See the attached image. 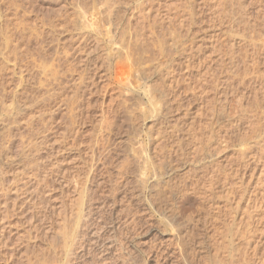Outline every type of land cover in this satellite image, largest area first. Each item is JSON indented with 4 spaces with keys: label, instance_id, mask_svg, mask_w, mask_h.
<instances>
[{
    "label": "rangeland",
    "instance_id": "rangeland-1",
    "mask_svg": "<svg viewBox=\"0 0 264 264\" xmlns=\"http://www.w3.org/2000/svg\"><path fill=\"white\" fill-rule=\"evenodd\" d=\"M121 1L124 18L134 15L131 21L112 15L105 0H0V264H186L180 249L182 230L178 232L176 224L184 225L194 241L187 263L213 264V248L219 244L228 249L229 240L238 237L237 228L243 226L236 225L247 203L255 210L254 224L259 227L248 239L264 252V151L255 161L250 156L257 151L253 148L250 162L239 154L244 136L250 147L264 134V89L253 90L250 83L231 90L220 83L214 92L210 77L217 59L228 54V42H239L250 54L258 50L262 0L244 1L250 23L256 24L252 32H245L241 23L242 27L232 26L230 19L214 18L219 3L231 0ZM92 4L97 14H108V24L104 16L96 18ZM82 6H87L84 13ZM192 9L194 20L188 15ZM96 20L103 30L89 24ZM126 23L132 25V35L138 29L139 35L163 38L178 51L169 55L155 51L157 58L151 59L156 61L149 58L140 65L149 66L147 73L136 75L134 67L112 52ZM90 32L96 36L89 38ZM259 71L264 74L262 62ZM165 90L168 105L162 106L159 92ZM255 91L260 92L257 103ZM221 103L233 110L229 112L235 121L228 122L218 111L213 118V107L222 109ZM241 109L250 114L242 123L237 120L243 116ZM252 115L261 121V136L254 131L256 117L249 121ZM206 127H212V138ZM141 149L155 164L165 161L161 162L165 169L158 165L163 171L159 182H171L175 188L192 185L202 172H209L207 167L222 168L224 174L215 170L220 180L213 205L222 209L228 202L235 205L226 201L225 191L232 197L231 188L236 195L246 192L233 234L229 236L217 220V226H203L205 210L210 209L201 193L198 202L191 194L190 203L181 199L164 213L169 208L161 207L148 190L145 193L146 182L139 174L145 167ZM98 206L93 218L89 211ZM188 218L198 226L185 228Z\"/></svg>",
    "mask_w": 264,
    "mask_h": 264
},
{
    "label": "bare ground",
    "instance_id": "bare-ground-1",
    "mask_svg": "<svg viewBox=\"0 0 264 264\" xmlns=\"http://www.w3.org/2000/svg\"><path fill=\"white\" fill-rule=\"evenodd\" d=\"M244 1L245 0H231L229 3H227L226 5L225 4H220L219 3V6L218 7V12L215 11V15H214V18L216 20H220L223 18H226L227 20L230 19L231 22H233V25L236 24V25H240L243 24V30L245 32L247 31H250L252 32L254 29V26L256 25H253V23L251 24L250 23V18L248 16V13L246 11V5L244 4ZM255 1V0H254ZM92 2V1H91ZM106 4L104 5L105 8L107 9H110V12L112 13V15L114 16H122L124 18L125 16V13H126V9L123 8V2L121 0H105ZM225 2V1H224ZM262 2V7L260 9H262V20H261V24L260 26L261 27V32H260V36L261 37V44H260V47H258V50L256 49V51L251 50L252 53L250 54V51L248 52V50H246L251 56V59L249 61V63L247 62V59L246 57H248V54L246 53V51L244 50L243 46H240L238 44H240L239 42H228L227 46L229 48L228 51H226V53L229 54H226L228 57H225L226 55H223L222 57L220 56L219 59H217V62L214 64L213 66V70H211L212 72V76H210L213 80V91L217 92V88L218 86L220 87V83L223 84V86L228 89L230 88L231 90L234 88V87H238V86H244V85H251L254 84V89L255 90V87L258 88V91H262L264 89V74H262V71H259V65L262 63H264V0L261 1ZM94 3V2H93ZM95 4V3H94ZM96 5V4H95ZM95 5L92 4V7L90 8V10H92L93 14L96 16V18H101V17H105V20L104 22L106 24L109 23V16L108 14L105 12V11H101L100 14H97L98 11V8L97 6L95 7ZM222 5V6H221ZM228 6V8H227ZM89 7V6H88ZM87 8V6H86ZM84 6H82V8H80V12L81 13H84L85 9H86ZM189 9V8H188ZM142 11H145V9L143 8ZM188 15L190 16L189 18L191 20H194V16H195V12L192 10H190V12H188ZM134 15H131L130 17H128V15L124 18L128 21H131V19L133 18ZM171 17V20L173 21V18L172 16ZM129 18V19H128ZM249 18V19H248ZM98 21L96 20V22H89V24L93 27V28H96L98 27L100 30H103L104 29V26L103 27H100L99 25H102V23H97ZM96 23V24H95ZM228 23V22H227ZM230 23V22H229ZM258 25V24H257ZM231 26V27H232ZM241 26V25H240ZM237 27V26H236ZM239 27V26H238ZM242 27V26H241ZM131 28H132V25L129 24V23H126V24H123V27L121 28V39H120V43H119V46L115 49V50H109V51H112V52H115L117 53V56L120 60H123L125 62L128 63V65H130L129 67H134V70L137 72L136 75L138 76H142L143 74L147 73V71L149 70L147 66L143 67V66H140L142 64V62H146L145 60L147 59H151L153 56L155 57V55H153L156 52H158L159 54H163L165 53L166 55H169L171 51H174V50H177V47H175L174 45H169L167 43V41H165L163 38L161 39V41H158V40H152V39H149V38H146L143 34L139 35L140 34V31L138 29L135 30V33L134 35H132L131 33H129L131 31ZM240 28V27H239ZM260 28V27H259ZM232 29V28H231ZM234 29V28H233ZM232 29V30H233ZM234 31V30H233ZM232 31V32H233ZM231 32V31H230ZM89 34V33H88ZM246 34V33H245ZM139 35V36H138ZM92 36H96V33H92L90 32L89 34V38L92 37ZM179 36V35H178ZM87 37V38H88ZM232 37V36H231ZM180 39V38H178ZM235 39V38H233ZM232 40V39H230ZM236 41V40H235ZM238 41V40H237ZM177 43L180 42V41H176ZM175 47V48H174ZM180 47V46H179ZM182 47V46H181ZM180 47V49H181ZM185 48V47H184ZM243 48V49H242ZM178 51V50H177ZM261 52H263V57L261 56ZM108 52H106L104 55H106ZM158 54V55H159ZM194 54V53H193ZM153 55V56H152ZM157 56V55H156ZM103 57V55H102ZM104 58V57H103ZM117 58V57H116ZM157 58V57H155ZM260 60H259V59ZM152 62L155 60V59H151ZM249 60V59H248ZM156 61V60H155ZM122 62V61H121ZM123 62V63H125ZM185 63V62H184ZM149 64V63H148ZM262 66V65H261ZM151 67V66H150ZM153 67V66H152ZM170 67V66H169ZM172 67V66H171ZM163 70V69H162ZM173 70V69H172ZM183 71V70H182ZM135 73V72H134ZM264 73V72H263ZM179 74V73H178ZM252 74V76L248 77V75ZM179 77V76H178ZM183 77V76H182ZM180 77V78H182ZM186 77V76H185ZM184 77V78H185ZM163 78V77H162ZM187 78V77H186ZM185 78V79H186ZM190 81V78H192L191 76L188 77ZM187 78V79H188ZM238 80H237V79ZM233 79L235 81V79L237 80L236 82H233ZM161 80V79H160ZM180 80V79H179ZM182 80V79H181ZM172 81V80H171ZM176 81V80H175ZM185 82V80H182ZM187 81V82H188ZM161 82V81H160ZM205 82V81H204ZM249 83V84H246V83ZM182 83V82H180ZM161 84V83H160ZM179 84V83H178ZM157 85V84H156ZM175 85V84H174ZM181 85V84H180ZM190 85V84H189ZM250 85V86H251ZM158 87H160V85H157ZM162 87H165L163 84L161 85ZM177 87V85H175ZM179 86V85H178ZM205 86V85H204ZM162 87H161V90H162ZM171 87V86H169ZM168 87V88H169ZM174 87V86H173ZM172 87V88H173ZM200 87V86H199ZM167 88V89H168ZM241 88V87H240ZM245 89V86L243 87ZM242 88V89H243ZM164 89V88H163ZM166 89V88H165ZM237 89V88H236ZM159 90V89H157ZM170 91V89H168ZM174 90V89H173ZM238 90V89H237ZM257 90V89H256ZM166 91V90H165ZM165 91H160V95L158 93V95L160 96V99L159 100V104L163 102V104L168 105V101H167V97L168 94L166 91V95L164 94ZM219 91V90H218ZM236 91V90H235ZM258 91H255L256 92V95L254 93L253 96H258L260 95V92ZM264 91V90H263ZM149 92V91H148ZM227 92V90H226ZM151 93V91H150ZM169 93V92H168ZM171 93V91H170ZM176 93V91H175ZM228 93V92H227ZM225 93V94H227ZM257 93H259L257 95ZM264 93V92H263ZM172 94V93H171ZM177 94V93H176ZM175 95V94H173ZM180 95V94H179ZM224 95V94H223ZM241 95V94H240ZM152 97V95H150ZM156 97V95H154ZM158 96V98H159ZM178 94L175 96L177 97ZM246 96V95H245ZM227 96H225L224 98H226ZM234 97V96H233ZM242 97V96H240ZM263 97V95H262ZM260 97V98H262ZM258 97L254 98L253 97V100L254 102L257 103V99ZM153 99V98H152ZM155 99V98H154ZM170 99V98H168ZM216 99V98H215ZM264 99V97H263ZM157 100V99H155ZM172 100V99H171ZM223 100V99H222ZM226 100V99H225ZM228 100V99H227ZM158 103V102H157ZM171 103V102H170ZM173 103V102H172ZM171 103V104H172ZM239 103V102H238ZM162 104V106H164ZM223 108L220 109V108H216L213 107V118H214V115L216 114V111H218V113L222 116H225L226 119L228 120V122H230L231 120H234L233 118L235 117L232 113H230L229 111V108L228 110L225 109V106L227 107L226 103L223 104L221 103ZM241 106V102L239 104ZM152 106V105H151ZM156 106V105H155ZM214 106V104H213ZM216 106V105H215ZM161 107V106H159ZM243 107V106H242ZM166 108V107H164ZM168 109H170L169 107H167ZM166 108V109H167ZM231 108V107H230ZM172 109V108H171ZM153 110V109H152ZM243 110V109H241ZM248 110V108L246 109ZM144 112V111H143ZM171 112V111H170ZM169 111L167 112L166 110V114L167 113H170ZM233 112V110H232ZM236 112V111H235ZM240 112V111H239ZM249 112V110H248ZM247 111L243 110L241 113V115H243L241 118L240 116L238 120V122L241 120H248V117L250 116V114H248ZM158 115V114H157ZM262 115V114H261ZM145 116V114H144ZM255 116V115H254ZM252 115L251 118H249V121L254 117ZM130 117V116H129ZM158 117V116H157ZM168 117V116H167ZM211 117V116H210ZM256 117V116H255ZM263 117V115L261 116ZM140 118V117H139ZM142 118V117H141ZM219 118V117H218ZM247 118V119H245ZM258 117L254 118V131H256V133L258 134L256 137L258 136H261V133L262 130L261 127L262 125L260 124V119H257ZM52 120V119H51ZM159 120V119H158ZM208 120V119H207ZM211 120V119H210ZM209 120V121H210ZM236 120V119H235ZM234 120V121H235ZM253 120V119H252ZM251 120V121H252ZM257 120V121H256ZM167 121V120H166ZM169 121V120H168ZM240 121V123H242ZM250 121V122H251ZM244 122V121H243ZM162 123V122H161ZM176 123V122H175ZM209 123V122H208ZM231 123V122H230ZM253 123V121H252ZM210 125L212 124V122L209 123ZM215 124V123H214ZM251 124V123H250ZM248 124V126L250 125ZM209 125V126H210ZM264 125V124H263ZM179 126V125H178ZM212 126V125H211ZM251 126V125H250ZM174 127V126H173ZM176 127V126H175ZM207 128V127H206ZM214 128V127H213ZM252 128V127H251ZM152 129V128H151ZM189 129V128H188ZM209 129V137L212 138V136L214 135V132H213V129L212 127L210 128H207ZM166 130V129H165ZM225 130V129H224ZM140 130H137L136 131V134H139ZM175 131V130H174ZM173 131V132H174ZM178 131V130H177ZM181 131V130H180ZM185 131V130H184ZM252 131V132H254ZM261 131V132H260ZM264 131V129H263ZM165 131H163L164 133ZM201 132V131H199ZM204 132V131H202ZM216 132V131H215ZM251 132V133H252ZM171 133V132H170ZM198 133V132H197ZM206 133V132H205ZM255 133V132H254ZM194 134L196 135V132L194 131ZM204 134V133H203ZM224 134V133H223ZM149 136V140L152 141V137H150L149 134H147ZM164 135V134H163ZM173 135V134H172ZM182 135V134H181ZM193 135V134H192ZM218 135V134H217ZM190 136V135H189ZM172 138V136H170ZM197 137V136H196ZM201 137V136H200ZM208 137V138H209ZM241 137V136H240ZM239 137V138H240ZM247 137V136H246ZM254 137V136H253ZM182 138H185V137H182ZM191 138H195V136H192ZM248 138V137H247ZM247 138H244L242 139L241 141V147L239 148V154H240V158H242L243 160H247L249 159V155L251 154V150H253V148H256L255 151L256 153L254 152V154H251L250 156L252 157L251 159H255V161H257L256 159H258V157H260V152L262 153L264 151V134L262 135V137H259L261 139L259 140H255L254 143L249 147V146H246L247 144ZM168 139V138H167ZM170 139V138H169ZM207 139V138H206ZM226 139V138H224ZM178 140V139H177ZM180 140V139H179ZM188 140H191V139H188ZM211 140V139H210ZM182 141V140H181ZM225 141V140H224ZM163 142V141H161ZM159 142V143H161ZM190 142V141H188ZM250 142V141H249ZM157 143V142H156ZM164 144V143H163ZM189 144V143H188ZM162 145V143H161ZM183 145V143H182ZM195 145V144H194ZM159 146V145H157ZM178 147V146H177ZM140 148V147H139ZM156 148V147H155ZM162 148V147H161ZM171 148V147H170ZM138 149V148H137ZM167 149V148H166ZM175 149V148H174ZM177 149V148H176ZM213 149V148H212ZM216 149V148H215ZM142 150V149H141ZM158 150V149H157ZM180 150V149H179ZM182 150V149H181ZM194 150V148H193ZM143 151V150H142ZM141 151V152H142ZM162 151V150H160ZM173 151V150H172ZM177 151V150H176ZM183 151V150H182ZM197 151V150H196ZM210 151V150H209ZM140 152V150L138 151V153ZM143 152H145V154H143ZM142 154H143V159H144V169H139V174L141 176L144 177V180L146 182V185H145V193H146V190H148L152 196H153V200L158 202L159 205L161 207H165L166 209L169 208V210H166L164 213L168 212L171 210V207H172V203H173V206H174V203L180 205L182 202V200H186L188 199L189 200H195L196 202H198V197L199 196V193H201V197L203 200H207L209 202V211L207 212L205 210V215L203 216V226H209L212 224V226L218 224V222L216 223L215 221H219V224L221 223V225L223 224L224 226L227 227L228 229V234L230 236V234L233 232V228L232 226H234V224H236V211L237 209L239 210L240 208V201L244 199V196L246 193L244 190L242 192H239L237 194L239 195H236V191L231 188L232 190L229 189V191H231V194H232V197L229 195V193L227 191H225V196H226V201L228 202L230 199H231V202H235V205H233V203H230L228 202V206L225 207L224 209H222L221 205H215L216 206H219V207H216L215 205H213V196L215 194V191L214 189L215 188V185L217 184L216 181H219L220 179V175L218 176L219 173H225L223 170H221L222 168H213L214 169V172L212 168L211 171L208 170L209 167H207V171L209 172H202V174H200L198 177H196L194 183H192V185H188L190 183H182V184H179L178 186H176L175 188V185L171 184L168 182H163V184H160V182H162L160 180V177L161 175L163 174V171L162 169H165L163 166L165 163V161L163 162L161 160V162H163L164 164H162L161 162L158 164L159 166H163V168L161 169L157 164H155V160H153L154 158L149 154L147 153L146 151H143ZM179 152V151H178ZM181 152V151H180ZM198 152V151H197ZM213 152V151H212ZM195 153V152H194ZM141 154V153H140ZM156 154V153H155ZM160 154V153H159ZM163 154V153H162ZM166 154V153H165ZM196 154V153H195ZM212 154V153H211ZM256 154V155H255ZM183 155V154H182ZM163 156V155H162ZM195 156V155H194ZM169 157V155H168ZM171 157V156H170ZM249 157V158H248ZM162 158V157H161ZM160 158V159H161ZM260 158H263V157H260ZM259 158V159H260ZM159 159V158H158ZM241 159V160H242ZM242 160V161H243ZM264 160V159H263ZM244 161V162H245ZM249 162H250V159H249ZM257 163V162H256ZM245 165V164H244ZM207 166V165H206ZM197 167V166H196ZM160 168V169H159ZM205 168V167H204ZM261 168H264V167H261ZM138 169V168H137ZM174 169V168H173ZM176 169V168H175ZM196 169V168H195ZM203 169V168H202ZM229 169V168H228ZM242 169V168H241ZM205 170V169H204ZM203 170V171H204ZM217 170L219 173L217 174ZM165 171V170H164ZM169 172H171V168L169 169ZM262 174L264 173V169L261 171ZM168 173V172H165V174ZM173 173V172H172ZM170 174V173H169ZM244 174V173H243ZM228 174H225V176H227ZM237 175V174H236ZM208 176V177H207ZM195 177V176H194ZM219 177V178H218ZM146 178V179H145ZM235 178V176H234ZM150 179V180H148ZM160 180V182H159ZM190 180V179H189ZM229 181V179H227ZM248 180V179H247ZM103 181V180H102ZM147 181H149L148 183H150V187L149 185L147 184ZM192 181V179H191ZM230 182V181H229ZM228 182V183H229ZM233 182V181H232ZM102 183V185L104 186V183H106V181H103V182H100ZM176 183V182H175ZM223 183V181H222ZM225 183V182H224ZM223 183V184H224ZM255 183V182H254ZM178 184V183H177ZM232 184V183H231ZM235 184V183H234ZM241 184V183H240ZM239 184V185H240ZM252 184V183H251ZM108 185V184H107ZM99 186V185H98ZM243 186V185H241ZM232 187V186H231ZM236 187V186H235ZM243 188V187H242ZM106 190V189H105ZM252 191V190H251ZM257 191V190H256ZM97 192V191H96ZM227 192V193H226ZM84 192H81V194L83 195ZM80 194V195H81ZM107 194V193H106ZM133 194V193H132ZM148 194V196H149ZM193 195V199H192V195ZM253 194V193H252ZM255 194V193H254ZM264 194V193H263ZM95 195H98V194H95ZM103 195V194H102ZM145 195V194H144ZM197 195V196H196ZM217 195V194H216ZM250 195V194H249ZM135 196V195H134ZM147 196V194H146ZM82 197V196H81ZM98 197V196H97ZM102 197V196H101ZM136 197H137V200L140 199V201H142V199H144V197L140 198L141 195H140V192H139V195H138V192L136 193ZM231 197V198H230ZM238 198V199H237ZM251 198H254V197H251ZM182 199V200H181ZM92 200V199H91ZM94 200V199H93ZM146 200H149V198L147 197ZM246 200V199H245ZM254 200V199H253ZM150 201V200H149ZM261 201V200H260ZM97 202V201H96ZM194 202V201H192ZM184 203V201H183ZM190 203V201L188 202ZM195 203V202H194ZM251 203V201L249 202ZM230 204V205H229ZM178 205L176 207H178ZM182 205H185L182 204ZM251 205V204H250ZM246 205V208L244 209V207L242 209H244L243 211V215L241 217V219L238 221L237 225L238 226L239 224L242 225L243 227L240 229V226H238V230H237V233H238V237L236 239H230L229 240V246L227 247L228 249H224L222 248L219 244L216 245L215 248H213V264H264V252H261L259 251L258 248H255L254 246H251V240L252 238L254 237H251L253 235V233L255 231L258 230V226L256 227L255 224H254V218L256 216V212H254L255 210H251V206ZM97 206V204H96ZM91 207V206H90ZM173 208V207H172ZM180 208V206L178 207ZM94 209V208H93ZM182 209V208H181ZM92 210V209H91ZM89 211L90 215L93 216V218L95 217L96 213L98 215V211L99 210V206L98 207H95L94 210L92 211ZM173 210V209H172ZM235 211V213H234ZM162 214V212H160ZM171 213V212H170ZM177 213V212H176ZM225 213V214H223ZM238 213V211H237ZM168 214V213H167ZM164 215L162 214L163 216H167L168 218V215ZM179 214V213H178ZM223 214V215H221ZM89 215V216H90ZM177 216V215H176ZM171 217L172 219V216L170 215L169 218ZM168 218V219H169ZM218 218V219H216ZM256 218H258L256 216ZM166 219V218H165ZM170 219V220H171ZM258 220V219H257ZM88 221V220H87ZM175 221V220H174ZM198 221V220H197ZM260 221V220H259ZM167 222V221H166ZM169 225L170 222H167ZM187 224H185V228L186 226L189 227V225H195L196 222L193 218H188ZM189 223V224H188ZM84 225V224H83ZM86 225V224H85ZM178 226V232H181L179 233V238H180V243H181V254H182V257H183V260L184 262H186V264H190V263H187V262H190V260L188 261V258L190 255H192V251H191V245H192V239L190 237L189 234V230H185V229H182V227L184 226H181L176 224ZM198 226V224H196ZM221 225H219L221 227ZM258 225V224H257ZM174 226V225H173ZM217 226V225H216ZM218 226V227H219ZM196 227V226H195ZM194 227V228H195ZM202 227V226H201ZM180 228V229H179ZM197 228V227H196ZM112 229V228H111ZM206 229V228H205ZM220 229V228H219ZM244 229V230H243ZM190 230H193L190 229ZM74 231V229H73ZM230 231V233H229ZM81 232V231H80ZM95 232V231H94ZM207 232V231H206ZM244 232V233H243ZM71 233H73L71 231ZM75 233V232H74ZM228 234H226L228 236ZM233 234V233H232ZM255 235V234H254ZM70 236V235H69ZM192 236V235H191ZM72 237V236H71ZM251 240H249V239ZM245 240V241H244ZM259 240V239H257ZM213 240L211 239V242ZM243 241L245 242V244H243ZM67 242V240H66ZM194 242V241H193ZM196 243V242H195ZM200 243V242H199ZM213 243V242H212ZM232 243V244H231ZM262 243V241H261ZM260 243V244H261ZM202 244V242H201ZM206 244V243H205ZM256 244H257V241H256ZM67 246V243L65 244ZM194 246V244H193ZM203 246V245H202ZM201 246V247H202ZM254 247V248H252ZM198 249V248H197ZM262 250V249H261ZM196 252V251H195ZM193 264V263H192Z\"/></svg>",
    "mask_w": 264,
    "mask_h": 264
}]
</instances>
